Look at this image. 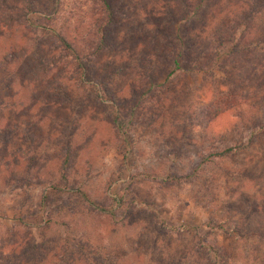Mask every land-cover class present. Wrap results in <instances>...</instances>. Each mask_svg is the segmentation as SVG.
Returning a JSON list of instances; mask_svg holds the SVG:
<instances>
[{
    "label": "rangeland",
    "instance_id": "obj_1",
    "mask_svg": "<svg viewBox=\"0 0 264 264\" xmlns=\"http://www.w3.org/2000/svg\"><path fill=\"white\" fill-rule=\"evenodd\" d=\"M127 3L132 7L131 18L121 32L126 51L107 57L133 65L139 52H132V46L144 37L139 33L144 18L135 9L146 0ZM34 4L39 25L65 34L76 49L84 46L85 38H91L97 19L91 0H34ZM4 38L6 35L1 37L0 66L9 46L24 39V33L19 30L13 38ZM0 75L4 76L3 70ZM222 78L215 71L214 77L200 74L187 79V87L181 90L188 92L192 105L184 111L200 114L201 108L218 107L215 102L220 98L214 97L218 91H227L221 86ZM22 86L19 78L12 91L15 101L0 102V132L9 125L19 128L17 133L11 132V138L0 141L1 251L10 253L29 239L88 240L92 248L120 250L126 260L123 264H161V258L166 264H175L169 261L172 254L186 256L193 252L192 245L202 250L212 244L235 255L240 264L252 255L264 261V198H260L264 196L260 181L264 179L263 105L254 113L242 106L244 120L237 116L238 110L229 109L206 126L188 127L185 134L178 130V136L169 128L128 119L123 130L131 139L124 143L122 135L105 120L103 109L90 104L89 90L70 88L84 107L63 109L35 103L32 85ZM0 87L3 90L4 85ZM177 96L181 99L183 94ZM142 101L149 99L145 95ZM168 111L182 114L173 104ZM68 142L75 149L68 170L71 186L65 187L61 162ZM240 144L246 148L227 156L213 155ZM32 157L35 161L30 163ZM76 188L87 192L109 218L88 215L85 202L72 191ZM130 211L135 223L127 226L123 222Z\"/></svg>",
    "mask_w": 264,
    "mask_h": 264
},
{
    "label": "trees",
    "instance_id": "obj_2",
    "mask_svg": "<svg viewBox=\"0 0 264 264\" xmlns=\"http://www.w3.org/2000/svg\"><path fill=\"white\" fill-rule=\"evenodd\" d=\"M91 2L97 15L91 38H85L84 46L76 49L65 34L39 25L34 18L38 11L34 0H0V45L4 35L7 39L13 38L19 30L24 33V39L9 46L6 61L0 66L4 73L0 75V84L4 85L3 90L0 87L2 105L5 101H15L12 91L19 78L22 87L27 83L32 85L35 103L63 109L69 105L84 107L70 88L89 90L90 104L95 109H103L105 120L122 135L124 143H129L128 137L131 139L123 130L128 119L134 118L153 128L156 125L169 128L172 135L178 136V130L185 134L188 127L200 123L206 126L229 109L238 110L237 116L244 120L242 106L250 108L251 112H256L259 105L264 107V0H146L135 9L138 16L144 18L139 30L144 37L139 38L137 46H132V52L133 49L139 52L133 65L123 59L115 61L107 57L126 51L121 32L129 24L132 7L127 0ZM129 71H133L132 75ZM215 71L223 74L221 86L227 89L218 91L219 97L215 96L217 93L213 95L214 99L220 98L215 102L218 107L201 108L200 114L191 109L184 111L188 104L192 105L188 103V92L181 90L187 87V79L200 74L214 77ZM128 90L130 94L126 96ZM176 91L187 99H179L180 93ZM145 95L148 102L142 101ZM19 104L24 102L19 101ZM172 104L176 110H182L180 116L178 112L168 111ZM12 105L17 104L9 106ZM7 127L0 132V141L11 138V132L19 131L17 126ZM67 146L61 162V182L65 187L71 186L68 170L71 152L75 149L72 143L68 142ZM236 147L213 155L227 156L246 148L244 144ZM260 181L264 185V179ZM72 191L83 199L88 215L100 220L109 218L107 211L87 192L80 188ZM131 208L136 207L132 205ZM138 211L142 215L143 211ZM132 212L124 225L135 223ZM156 224L164 228L157 220ZM21 244L10 253L0 250V264H123L126 261L115 247L102 251L90 247L88 240L38 242L29 239ZM192 249L193 252L186 256L172 254L169 261L175 264H240L235 255L218 245L204 246L202 250L192 245ZM245 259H250L245 260V264H264L256 255ZM160 261L166 264L164 259Z\"/></svg>",
    "mask_w": 264,
    "mask_h": 264
}]
</instances>
